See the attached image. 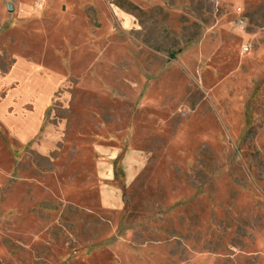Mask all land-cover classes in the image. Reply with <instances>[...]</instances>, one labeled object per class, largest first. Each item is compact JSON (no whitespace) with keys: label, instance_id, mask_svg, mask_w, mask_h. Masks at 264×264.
Returning a JSON list of instances; mask_svg holds the SVG:
<instances>
[{"label":"rangeland","instance_id":"rangeland-1","mask_svg":"<svg viewBox=\"0 0 264 264\" xmlns=\"http://www.w3.org/2000/svg\"><path fill=\"white\" fill-rule=\"evenodd\" d=\"M0 264H264V0H0Z\"/></svg>","mask_w":264,"mask_h":264}]
</instances>
